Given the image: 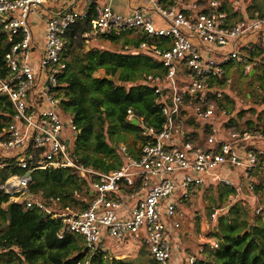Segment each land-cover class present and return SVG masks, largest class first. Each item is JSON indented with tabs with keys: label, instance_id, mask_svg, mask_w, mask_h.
<instances>
[{
	"label": "built area",
	"instance_id": "1",
	"mask_svg": "<svg viewBox=\"0 0 264 264\" xmlns=\"http://www.w3.org/2000/svg\"><path fill=\"white\" fill-rule=\"evenodd\" d=\"M45 1L0 0V33L11 42L3 56L0 93L13 109L9 119L1 120L0 159L12 158L21 169L0 183L1 194L58 219V239L76 233L90 253L116 259L144 248L155 264L196 263V255H182L178 246L177 215L179 204L205 185L231 192L204 219L200 255L218 247L212 233L232 204L246 206L249 216L264 221V194L257 187L264 180V127L236 128L223 83H216L232 65L242 64L245 73L256 66L258 60L245 48L257 35L264 36V8L233 20L223 9L224 0H206L205 5L146 0L126 13L113 9L111 0H86L83 8L65 5L59 13L44 15ZM37 18L41 38L33 31ZM86 21L90 29L84 38L140 30L149 40L126 44L123 50L150 54L163 68L144 79L153 88L163 120L149 125L128 108L125 119L138 125L137 139L132 148L118 145L120 164L106 171L73 155L76 127L59 107L64 36ZM56 168H69L87 180L86 207L65 204L58 195L29 192L34 171Z\"/></svg>",
	"mask_w": 264,
	"mask_h": 264
},
{
	"label": "trees",
	"instance_id": "2",
	"mask_svg": "<svg viewBox=\"0 0 264 264\" xmlns=\"http://www.w3.org/2000/svg\"><path fill=\"white\" fill-rule=\"evenodd\" d=\"M89 29V22L86 21L75 24L65 33L61 61L66 67L57 76L59 107L62 113L72 117L76 127L73 155L86 165L106 171L120 164L117 152L120 141L109 142L108 134L112 140L118 132L138 136V125L125 119L128 108L136 116L143 117L149 125L158 126L163 120L159 106L154 102L153 88L144 82L146 75L161 73L163 68L152 55L126 52L123 45L119 50L89 46L88 38L82 36ZM96 37L112 42L118 39L111 33ZM7 40V36L0 33L1 75L5 73L2 68L3 56L11 45ZM140 40H149V37L144 35L131 41L124 39L123 43L136 46ZM245 52L250 58L264 64V36L257 35ZM98 70H102V75H94ZM225 78L217 79L216 83H223ZM256 79L259 89L264 91V68ZM259 103L264 104V92ZM230 108L233 112V103ZM251 111L255 112L254 109ZM12 113L11 102L5 94L0 93V126L1 120L9 119ZM241 114L237 113L238 116ZM256 120H262L264 127V109L257 113ZM259 126V123L253 125L249 118L243 128L256 129ZM88 151L92 154H88ZM19 172L21 169L12 158L0 159V183L10 174ZM257 187L264 194V180L260 179ZM28 189L42 196L58 195L65 204H78L79 208L88 204L75 195L88 196L87 180L78 178L69 168L34 171ZM230 192V189L218 186L217 202L225 204ZM248 210L239 203L227 208L218 218L212 233L218 247L208 254L205 250L195 264H264V221L257 216H249ZM60 227L58 219L26 207L23 202H10L0 191V264H155L148 254L145 260L135 262L141 252L147 253L144 248L134 256L121 259L99 251L90 253L83 238L76 233H66L58 239L56 232Z\"/></svg>",
	"mask_w": 264,
	"mask_h": 264
},
{
	"label": "rangeland",
	"instance_id": "3",
	"mask_svg": "<svg viewBox=\"0 0 264 264\" xmlns=\"http://www.w3.org/2000/svg\"><path fill=\"white\" fill-rule=\"evenodd\" d=\"M94 37L88 38L87 44L89 46L119 50L123 45L122 38L112 42L110 40L105 41L99 39L98 37ZM263 68L264 64L261 63H257L256 67H252V69L247 73L243 71V66L240 63L232 65L231 68H229L222 86L227 108L231 110L230 107L233 103L234 113H232L234 114V126H245L246 121L249 118L252 120L253 125L257 123L261 125L262 120L258 122L256 120V115L264 109V104L259 103L260 99L263 97L264 91L259 89V81L256 78ZM94 75L100 76L102 75V71H96ZM229 100H232L233 102H229ZM251 109H254L255 112L253 113ZM238 112L242 113L241 116L237 115ZM108 136L109 142L116 143V139H119L118 141L120 142H118L117 145H119L120 143H124L129 148L133 147L137 139L136 135L127 132H118L113 140L111 139L112 137L109 134ZM121 137H124V139H121ZM73 145L74 141L71 142L72 151ZM88 154L92 153L88 151ZM217 188V185H213L211 187L205 185V187H201L200 190H198L193 195L190 201L179 204V208H181V214L177 215V218L180 220V228L178 230L180 239L178 242V246H180L183 250L182 255L188 256L194 254L197 257H200V253L198 251V248L201 245L200 237L203 236L206 232V230L203 228L204 219L211 211L212 207H216L221 204V202H217L216 200L218 198V194L216 193ZM75 195L79 198H86L85 196H81L79 193H75ZM213 199H215V202H213ZM73 205L76 207L79 206L78 204ZM193 214H197V216L193 217ZM209 252L211 251L207 250L206 253L208 254ZM144 254H142L141 252L139 254V258L135 260V262L140 263V261L148 258L147 253L145 252Z\"/></svg>",
	"mask_w": 264,
	"mask_h": 264
},
{
	"label": "crops",
	"instance_id": "4",
	"mask_svg": "<svg viewBox=\"0 0 264 264\" xmlns=\"http://www.w3.org/2000/svg\"><path fill=\"white\" fill-rule=\"evenodd\" d=\"M103 1V0H102ZM146 0H111L113 9L121 13H126L129 11L130 7L135 5L144 4ZM184 3H191L194 1L200 2L205 5L206 0H179ZM233 1V0H232ZM236 3H231V0H224L223 9L226 10L233 20H237L242 17L250 16L254 9H263L264 0H234ZM87 4L86 0H46L44 4V15L56 14L61 11L65 5H72L74 8L80 9L85 7ZM33 28L35 31L36 38H41L43 34L42 21L37 18L34 20ZM127 30H122L120 34H115L118 39H140L144 34L140 30H132L126 32ZM97 38V37H94ZM107 40V39H106ZM105 40V41H106ZM132 45L130 43H123ZM134 46V45H133ZM259 64V62H257ZM99 71V70H98ZM102 71V70H101ZM181 248V247H180ZM182 249V248H181ZM183 252V250L181 251ZM180 255V254H179Z\"/></svg>",
	"mask_w": 264,
	"mask_h": 264
},
{
	"label": "water",
	"instance_id": "5",
	"mask_svg": "<svg viewBox=\"0 0 264 264\" xmlns=\"http://www.w3.org/2000/svg\"><path fill=\"white\" fill-rule=\"evenodd\" d=\"M134 123H136V122H134Z\"/></svg>",
	"mask_w": 264,
	"mask_h": 264
}]
</instances>
